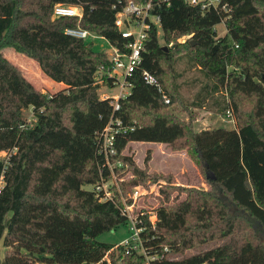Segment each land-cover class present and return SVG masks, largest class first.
I'll list each match as a JSON object with an SVG mask.
<instances>
[{
    "label": "trees",
    "instance_id": "16d2710c",
    "mask_svg": "<svg viewBox=\"0 0 264 264\" xmlns=\"http://www.w3.org/2000/svg\"><path fill=\"white\" fill-rule=\"evenodd\" d=\"M129 1L0 0V152H8L0 158V243L6 249L0 264H147L145 255L96 235L128 224L123 199L131 203L134 188L156 183L162 195L157 225L148 215L140 224L148 255L157 256L150 264H264V0H222L227 10L155 0L161 25L149 31L142 66L171 102L138 75L115 111L113 99L100 98L96 80L101 68L111 66L108 53L66 30L81 26L123 47L116 15ZM58 4L81 7L82 17L55 16ZM220 23L223 36L216 32ZM159 28L168 50L159 42ZM6 47L34 59L47 77L67 87L52 94L36 88L5 56ZM183 55L209 80L190 105L176 86L175 64ZM104 84L113 87V79ZM215 91L221 92L217 98ZM211 99L208 108L233 112L236 128L194 129L198 114L191 107ZM29 108L35 115L30 126L23 118ZM112 116L126 128L110 158L113 170L98 152V135ZM130 142L186 150L211 189L178 185L172 174L152 171L151 149L139 166L125 154ZM112 173L118 181L112 200L84 188L111 181ZM62 221L74 237L53 236ZM193 249L199 251L189 254Z\"/></svg>",
    "mask_w": 264,
    "mask_h": 264
},
{
    "label": "rangeland",
    "instance_id": "374dc122",
    "mask_svg": "<svg viewBox=\"0 0 264 264\" xmlns=\"http://www.w3.org/2000/svg\"><path fill=\"white\" fill-rule=\"evenodd\" d=\"M216 32L218 36H223L226 33V27L224 23H220L216 26ZM187 37H183L180 41H185ZM89 42L94 44V48L97 51H107L110 49V45L107 40L103 38L90 39ZM159 42L162 46L168 47L164 43V36L162 30L159 28ZM5 56L12 61L15 65H17L25 74V76L33 83V85L48 93H54L56 91L65 89L64 85H57L55 81L47 77L42 70L40 69L38 63L22 54L17 52L12 47H6L3 50ZM191 58L187 55H183L181 59H177L175 64L176 69V86L181 93V96L184 100V103L187 105L192 104V102H197V97L199 93L202 91L204 86L209 82L208 78L204 74V72L198 67V65H193ZM165 89V88H164ZM119 86L110 87L101 86L98 90V94L100 98H103L105 95L117 96L119 93ZM166 91V90H165ZM169 95V93L166 91ZM221 92H213L212 95L217 98ZM225 96L226 100L230 101V97L227 91L222 92ZM170 96V95H169ZM214 100H209L205 103L204 107L194 108L191 107L193 111L198 114V119L194 122V129L196 131H200L204 128H219L226 127L229 129H234L237 127V119L235 115L234 122L231 120L227 114L219 113L216 109L208 108L211 104H213ZM233 113V112H232ZM23 118L27 125H32L35 121V115L32 108L26 109L23 111ZM183 118L188 119L186 115H183ZM156 145L157 143L151 142H130L125 150V154L130 155L134 158L137 164L141 167L144 166V161L147 155V152L150 150L152 145ZM164 146V145H162ZM155 146V157L153 160V150H152V159L150 163L154 164V169L163 173H170L175 177V182L178 185L182 186H192V187H203L206 189H211L210 184L207 180V175L202 172L200 166L192 160V158L188 155L187 151H173L167 144L164 147ZM165 150V151H164ZM7 152H0V158L7 157ZM149 163V166H150ZM162 168L163 170L157 169ZM151 169V167H150ZM131 175H128L130 177ZM160 183L151 185L149 188H144L143 197L139 198L136 203V210L139 208H144L147 212H150L152 218L156 215L157 209L160 207L162 203V195L160 194ZM89 191L94 190V185H88L84 187ZM185 195H181V199H184ZM155 218V217H154ZM73 230L70 228V224L66 222H61L59 225V230L55 232L54 237L62 238L63 236L67 239H70V235H72ZM73 236V235H72ZM75 236V235H74ZM73 236V237H74ZM131 236L130 226L128 224H122L116 229H106L102 230L100 233L96 235L97 240L108 243L121 245L123 244L129 237ZM72 237V238H73ZM222 241L208 243L204 245L203 249H209L219 245ZM5 247L3 243H0V258H3L5 255ZM199 251V249H193L189 251V254L195 253Z\"/></svg>",
    "mask_w": 264,
    "mask_h": 264
},
{
    "label": "built area",
    "instance_id": "2783aa9c",
    "mask_svg": "<svg viewBox=\"0 0 264 264\" xmlns=\"http://www.w3.org/2000/svg\"><path fill=\"white\" fill-rule=\"evenodd\" d=\"M192 5H200L202 8H210L212 6H222L227 10V6L222 4V0H186ZM156 3L155 0H139L138 2L130 0L124 5L116 15V24L121 31V35L126 39V43L123 47L110 45L108 50L109 60L111 66L108 70L101 68L97 75V83L105 85V78L113 79V87L119 86L120 90L117 96L105 95L101 99H113L114 110L120 109L119 101L126 98L132 88L134 87V78L139 75L141 80L147 85L155 88L157 92L162 96L166 103L171 102V97L166 93L160 80L149 70L142 66L143 52L145 51V42L148 38V34L152 25L160 27V18L155 13ZM55 16H70V17H82V9L79 6L58 4L54 8ZM66 33L72 37L80 38L83 40H90L104 37L97 33L85 29L81 26L68 28ZM106 40V39H105ZM112 88V87H111ZM227 116L234 122L233 113L231 110L227 111ZM126 132V128L123 125V121L115 116H112L106 127L98 135V152L105 158L107 166L112 169V163L110 158L117 154L116 143L119 136ZM8 154V152H7ZM121 165V163H119ZM111 181H102L94 186V191L101 198L102 201H108L113 199V193L111 187L117 185V178L114 173ZM4 188V179H0V192ZM143 187H136L133 189L131 195L132 202L127 203L126 199H123L122 214L128 219V225L130 226L131 236L121 244L126 249V252L136 251L143 254L147 258V264H150V260L156 259L157 256H149L141 233L146 227L143 224L144 217L149 216L151 225L155 227L157 225L158 217L157 213L152 218L151 213L147 212L144 208L136 210V203L139 198L144 195ZM120 245V246H121ZM119 245H116V247ZM167 250V249H166ZM109 264H111L110 260ZM121 264V263H119Z\"/></svg>",
    "mask_w": 264,
    "mask_h": 264
},
{
    "label": "crops",
    "instance_id": "0c3cea01",
    "mask_svg": "<svg viewBox=\"0 0 264 264\" xmlns=\"http://www.w3.org/2000/svg\"><path fill=\"white\" fill-rule=\"evenodd\" d=\"M55 83H56L57 85L62 84V85H64V87H66V85L63 84V83H57V82H55ZM62 90H63V89H62ZM204 129H211V128H208V127H207V128H204ZM156 145H158V146H162V145H164V146H165V144H160V143H157ZM156 145L153 144L152 147L150 148V149H152V150L154 149V150H153V152H154V153H153V160H154V158H156V157H155V155H156V154H155V151H156V150H155V146H156ZM164 146H162V147H164ZM164 151H165V150H164ZM153 160H152V163H150V167H151V170H152V171H156V170L154 169L155 167H154V164H153ZM157 169L163 170L162 168H157ZM157 171H158V170H157Z\"/></svg>",
    "mask_w": 264,
    "mask_h": 264
},
{
    "label": "water",
    "instance_id": "95a60500",
    "mask_svg": "<svg viewBox=\"0 0 264 264\" xmlns=\"http://www.w3.org/2000/svg\"><path fill=\"white\" fill-rule=\"evenodd\" d=\"M163 49L168 50V47L164 46ZM209 180H214V178L209 177Z\"/></svg>",
    "mask_w": 264,
    "mask_h": 264
}]
</instances>
